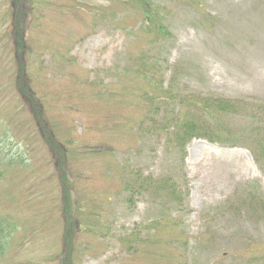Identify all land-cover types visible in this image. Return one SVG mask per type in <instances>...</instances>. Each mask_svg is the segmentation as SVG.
I'll return each instance as SVG.
<instances>
[{"label": "rangeland", "instance_id": "374dc122", "mask_svg": "<svg viewBox=\"0 0 264 264\" xmlns=\"http://www.w3.org/2000/svg\"><path fill=\"white\" fill-rule=\"evenodd\" d=\"M0 10V77L30 79L0 99V264H264V0ZM39 108L71 137L67 180ZM189 122L219 140L185 141Z\"/></svg>", "mask_w": 264, "mask_h": 264}, {"label": "trees", "instance_id": "16d2710c", "mask_svg": "<svg viewBox=\"0 0 264 264\" xmlns=\"http://www.w3.org/2000/svg\"><path fill=\"white\" fill-rule=\"evenodd\" d=\"M13 36H14V34H13ZM24 45H25V42L21 39V46H24ZM13 67H14V72L9 77H8V75L13 71V69H6L5 67L3 68L4 72H8V71H5V70H9V73L6 76L0 77V99L5 97L3 94L5 92H7L8 86H5L7 83L11 84L13 79L14 78L17 79L18 77H19V79H18L19 82H22L20 80V76L21 75L19 76V74H18L16 76V73H17V70H18V65L14 64ZM22 71H23V69H22ZM27 74L28 73L26 72L25 75H24V78H23V82L24 83L23 82L22 83L24 84L23 86H28L27 90H28V92H30V87H29L30 86V82H29L30 79L29 78H27V83L25 85V76H28ZM15 88H17V86H15L14 89ZM32 94L33 93L31 92V95ZM32 98L36 99V96L33 94ZM19 101H21V99H19ZM38 102L41 104V106L43 108L45 107V103L43 101H38ZM206 104H208V103H206ZM209 105H211V104H209ZM215 106L219 110L217 112L223 114V116L221 117V119L219 121H222L226 114L228 116L230 114H234V113L237 112L236 110H234L236 108V106L233 107V105H232V103L230 101H227V100H224V99L223 100L218 99L216 101ZM207 107H209V106H207ZM1 113L2 112L0 110V115H1ZM25 114H26V118L27 119H33L34 120V123L32 125H34L36 127V121H35L36 117L35 118L33 117L35 115L33 114L32 110L31 111L30 110H25ZM35 114H38L37 117H39L43 121V123L46 126V129L49 130V133H47V134L49 135L48 137L51 139L50 144L52 145V148H54L57 151V153L60 152L61 154H63L61 156H62V159L65 161V170L62 173L63 176H61V177L67 180V178H68V175H67V173H68V170H67L68 169V165H71V163L73 161V157H74V155H72V153H70V154L66 153L67 152V147L70 145V143H72L71 137L70 138L67 137V139H65V140H61L59 138V136L57 134V130L60 128V125H57L55 127V130L53 131V128H51L53 126V124L50 123L51 124V127H50L49 122L45 119L47 116H49L48 113H47V110L45 112L42 109H40L39 112L35 111ZM52 119L54 120V118H52ZM48 120H49V118H48ZM207 121L211 122L213 124L215 123V124H217V125H219L221 127L223 126V124L219 123V121H214V120H210V119L206 118L205 123ZM211 126L201 127V125H197L195 122H189L188 125L184 124L182 127H185L184 128L185 129V135H186L185 136V141L189 140L190 137L195 136V134H200L201 133L200 131L202 129L205 132V133H203V135L206 136L210 141H218L219 139L215 136L216 131L212 130ZM65 150H66V152H65ZM48 179H50V178H48ZM50 180L54 181V179H50ZM261 205H262L261 207L264 209V202ZM10 220L11 219L9 218V216L6 215L4 212H2L0 210V256H4L7 253L9 239H10L12 233H13V230H12L13 225L10 222Z\"/></svg>", "mask_w": 264, "mask_h": 264}]
</instances>
